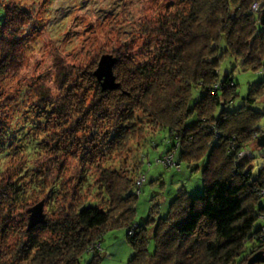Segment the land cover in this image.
<instances>
[{"label": "clouds", "instance_id": "clouds-1", "mask_svg": "<svg viewBox=\"0 0 264 264\" xmlns=\"http://www.w3.org/2000/svg\"><path fill=\"white\" fill-rule=\"evenodd\" d=\"M213 70L217 88L237 81L244 99L218 97L222 113L204 100L196 147L173 146L169 129L199 94L191 81ZM46 110L57 114L38 120ZM224 121L236 135L221 144ZM181 149L201 172L193 176ZM41 168L64 198L51 203L46 189L25 185L27 202L9 206V186ZM86 178L80 191L74 182ZM169 179L171 202L156 187ZM216 182L239 189L252 228L262 226L251 234L264 240L256 210L264 202V0H0V221H10L0 230V264H225L228 255V264H247L242 258L264 245L249 233L234 234L235 243L221 234L207 211L219 207L206 198ZM85 205L107 222L89 232ZM149 208L162 214L155 251L152 229L136 223ZM66 222L77 231L53 230Z\"/></svg>", "mask_w": 264, "mask_h": 264}, {"label": "trees", "instance_id": "trees-1", "mask_svg": "<svg viewBox=\"0 0 264 264\" xmlns=\"http://www.w3.org/2000/svg\"><path fill=\"white\" fill-rule=\"evenodd\" d=\"M166 59H169V58L161 57V63H163V61ZM148 70L149 69H142V71H148ZM155 70L156 69L154 67L151 68V71H155ZM250 70H254V69H250ZM233 71H234V68H233ZM62 75L63 73H61V76ZM214 79H215V72L212 78L206 77L204 75H201L200 77H198V80L200 81L199 84H197L196 80L191 81L192 86L194 88L200 89L202 92V95L198 99H196L195 97L193 98L192 104L195 106L194 107L190 106L187 109V115L185 118V122L182 125H178L177 129H169V132L173 137V146L179 143V144H191L193 148L196 147L195 142L192 141L190 138L198 135L202 131V129L199 127V123L203 120L207 112L206 111L202 112L201 109L202 107H205V108L208 107L203 104L204 100L208 98H211V100H214L215 107L219 108L222 113L225 111V104L221 103L218 97L222 95L227 96L230 92H233V91L235 92L236 97L238 96V88H237L238 86L234 80L232 79L221 80V87L217 88L215 84L213 83ZM234 83L236 84L235 89L231 87V85H233ZM101 91H103V89H101ZM205 93H207L206 96L204 95ZM41 99H43V97ZM245 102L250 107L255 104V100L253 98H248ZM46 113L49 114V117L51 116V114L52 115L57 114L56 111L54 110H46ZM39 118L44 119L43 116L42 117L39 116ZM45 118L49 119L46 116ZM230 127H231V121H224L220 125L219 135L221 138L220 139L221 144H224L225 142L232 140L233 137L236 135L235 132L229 131ZM205 135H207V133H205ZM199 151L203 152L205 150L201 147L199 148ZM181 162H190L192 164V172L202 171V165L199 163L198 158L193 156L191 150L185 151L184 149H181ZM56 190L57 189L53 188L52 193H54V191L56 192ZM96 190L98 191V189ZM9 191L12 194L10 197H8L9 206H11L12 204H21V203L27 202L25 199H23L24 197L28 195V190H27V187H25L24 185L22 176L20 177V180L18 183H13L9 186ZM238 195H239V189H229L226 185H222L219 182L214 183L212 187L208 190L206 194V198L209 201L214 200L216 205H218L219 207L213 208L209 206L207 211L219 219L220 223L218 227L221 230V234L226 239H229L230 242L235 243V241L231 240V237L236 233H240L241 235H243L244 233H249L248 235L249 240L256 238L257 241L259 242V245H264V243L261 242L262 240H260L259 235L253 236L251 234L252 232H258L262 226H260L258 229L252 228L254 221L253 219L248 218L249 213L245 209L242 208V202L235 199ZM3 197H4V193H0V199H3ZM12 197H15V199L13 200ZM186 199L187 197H185V202H186ZM197 202L200 204H203L205 203V200L202 198ZM263 206H264V202H262V204L256 205L257 214L263 215L262 213ZM84 209L81 210L80 215H81V219L83 223L88 226L89 232H91V230L94 227H99L101 224H104L107 222L108 218L105 216H102L100 213H97L94 207H89L88 205H85ZM178 210H179V204H175V205H172L168 211L176 212ZM149 215L151 216V219L143 218V221L136 220V223L139 224L145 231H147L149 228L152 229L153 231L152 240L154 241V245H156L157 241L155 237L156 235H158L157 230L158 229L162 230L161 224H160L162 215L159 213L153 212L152 208H150ZM8 217H11V212L8 213ZM175 218L176 217H173V219ZM12 219H14V217ZM241 220L244 221V224L246 225V227H239V228L230 227L232 224L238 221H241ZM0 222H2V225H3V228L0 230H6L10 223L7 217L2 218V221ZM24 223H25V220H24ZM25 226L27 225L25 224ZM45 226L47 227V225ZM60 227H62L66 233L77 231V229L72 227L70 222H66L64 225H56L54 226L53 230H55L56 228H60ZM80 236L83 239L87 236V233H84L81 231ZM137 238L140 240H143V237L140 236L139 232H137ZM36 247H43V245L37 242ZM153 251H155V246H154ZM253 253H255V250L252 251V254ZM44 254L51 255L53 253L51 249H48V250H45ZM213 254H217V253H213ZM242 259H246V261H248V258L246 257ZM230 260H231V256L230 255L226 256L225 264H228V261Z\"/></svg>", "mask_w": 264, "mask_h": 264}, {"label": "rangeland", "instance_id": "rangeland-1", "mask_svg": "<svg viewBox=\"0 0 264 264\" xmlns=\"http://www.w3.org/2000/svg\"><path fill=\"white\" fill-rule=\"evenodd\" d=\"M235 70V69H234ZM251 71V70H250ZM236 83H237V88H238V96L237 97H239L241 100L244 98L243 96H241L240 95V92H239V83L237 82V81H235ZM201 95H202V92H201V90L199 89V94H198V96L197 97H195L196 99H198V98H200L201 97ZM40 98H42V96L40 97ZM45 113V114H44ZM29 115H32L31 113H29ZM47 117V118H49V119H46L45 118V116ZM39 116L40 117H44V119H40L39 118ZM51 116H55V115H52L51 114ZM38 120H41V121H48V122H50V117H49V114L48 113H46V111H44V112H40V113H38L37 114V117H36ZM44 147L46 148L47 147V145H44ZM61 171H62V169H61ZM199 172H201V171H199ZM199 172H192V174H193V176H195L197 173H199ZM22 180H23V182H24V185H28V187H31V186H35L36 188H42V189H46L47 191L46 192H44V191H41V195L44 197V200H46V201H48V202H51V203H55L56 202V200L58 199V198H60V199H63L64 198V195L61 193V192H59L58 190H56V192L54 191V193H52V189L53 188H51V187H48V178H47V176L45 175V170L44 169H37L36 171H35V173L34 174H30V173H24V175L22 176ZM30 182V183H29ZM88 179L86 178V179H80V180H78V181H75L74 183H78L79 185H80V191H85V190H87V188H88ZM28 187H27V190H28ZM156 187H157V191L159 192V191H164L165 189H168V196H169V201L171 202L172 201V199L174 198V196H175V191H176V189H175V185L172 183V181H171V179H169V181L167 182V183H164V182H162V181H158L157 182V185H156ZM70 188H71V185H69V186H67V187H65V192H67V191H69L70 190ZM151 196H152V194H149V198L151 199ZM149 212H150V208L148 209V212L144 215V216H140V217H138L137 218V220H139V221H143V218L145 219H147L148 218V216H149ZM263 215H264V206H263ZM162 215V214H161ZM29 218V217H28ZM28 218H25V224L27 225L28 224V222H29V220H28ZM143 223V222H142ZM45 228H47L46 226H44ZM260 226H258L256 229H258ZM260 230H261V228H260ZM259 230V231H260ZM258 231V232H259ZM260 238V237H259ZM256 241H257V239L256 238H254ZM262 243H264V240H262L261 241ZM257 243L259 244V242L257 241ZM154 241L152 240L151 241V244H150V250H154ZM260 250H263L264 251V247H262ZM259 250V251H260ZM255 252H257V250H255ZM259 264H264V263H259Z\"/></svg>", "mask_w": 264, "mask_h": 264}, {"label": "water", "instance_id": "water-1", "mask_svg": "<svg viewBox=\"0 0 264 264\" xmlns=\"http://www.w3.org/2000/svg\"><path fill=\"white\" fill-rule=\"evenodd\" d=\"M30 217H29V222L30 223ZM259 263H264V251L260 250L251 255V258L248 259L247 264H259Z\"/></svg>", "mask_w": 264, "mask_h": 264}]
</instances>
